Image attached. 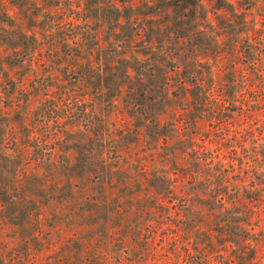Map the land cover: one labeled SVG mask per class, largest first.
<instances>
[{
  "label": "trees",
  "instance_id": "16d2710c",
  "mask_svg": "<svg viewBox=\"0 0 264 264\" xmlns=\"http://www.w3.org/2000/svg\"><path fill=\"white\" fill-rule=\"evenodd\" d=\"M199 1L203 0H158L137 6L145 22L139 33L155 51L150 57L144 53L145 58L132 65L117 59L116 65L83 76L94 94L113 107L121 98L132 127L119 131L117 140H109L105 119L93 116V109L87 112L85 106L66 116L67 123L81 125L95 139L74 143L72 164L66 157L60 161L68 178L64 194L56 191V185L43 188L40 182L26 190L31 194L28 201L16 196L11 186L0 190V214L22 236L29 235L38 199L44 197L56 203L74 202L76 208L68 216H74L87 233L76 239V257L120 247L126 226L134 223L131 232L137 235L139 221L145 220L157 225L149 230L151 236L171 241L168 251L174 256L181 251L188 257L194 251L200 256L195 263L206 264L212 255L224 252L236 258L232 263H260L264 232L253 228L264 216V69L242 37L244 14H236L237 29L226 23L223 29L225 36L232 30L237 42H243L240 53L248 57L254 78L245 88V80H238L227 67L218 83L213 82L208 64L198 61L213 53L200 45L202 41L190 45L187 29ZM204 1L217 11L230 8L227 0ZM105 89L112 94L103 95ZM173 101L180 113L166 122ZM52 119L57 123L60 117ZM203 121L209 130L198 135ZM135 145L144 154L140 166L125 156ZM52 155L38 152L33 160L48 162L51 158L45 157ZM156 161L160 170L148 172L146 167ZM190 236L202 240L203 246L188 244ZM0 264H7L1 255Z\"/></svg>",
  "mask_w": 264,
  "mask_h": 264
},
{
  "label": "rangeland",
  "instance_id": "374dc122",
  "mask_svg": "<svg viewBox=\"0 0 264 264\" xmlns=\"http://www.w3.org/2000/svg\"><path fill=\"white\" fill-rule=\"evenodd\" d=\"M146 2L158 0H0V190L11 186L16 188V196L28 201L31 194L26 190L40 182L45 184L43 188L56 185V191L64 194L62 188L68 178L60 161L66 157L72 164L76 156L74 143L88 137L95 139L90 132L85 134L81 125L67 123L66 116L79 113L85 106L87 112L93 109L96 118L105 119L109 140H117L119 131L132 127V119L127 116L121 98L113 107L105 101L106 98L94 94L83 76L90 70L102 71L110 63L116 65L117 59L132 65L134 61L144 59V53L150 57L155 49L139 33L140 24L145 22L136 9ZM227 2L230 8L226 11H217L210 1L198 2L193 8L194 20L187 26L191 34L190 45L202 41L200 45L206 46L208 53H213L198 57V61L208 64L214 83H218L224 68L231 67L238 80H245V88H250L248 84L254 75L247 66L248 57L240 53L243 42H237L232 30H227L229 35L225 36L223 24L236 30V14H244L242 37L252 46L257 65L264 69V0ZM119 15L117 22L120 25L117 26L114 20ZM125 15L130 17L129 21ZM198 32L202 34L198 35ZM227 43L231 46L230 51ZM79 74L82 78H78ZM102 94L108 96L112 92L105 89ZM170 107L166 122L176 119L180 113L175 101ZM56 115L60 119L54 123L52 118ZM198 127V135L209 130L204 121ZM140 149L135 145L134 151L126 154V158L130 157L134 164H143L144 154ZM38 152L53 155L45 157L51 158L48 162L44 159L34 161ZM127 166L129 164H125L124 169ZM146 170L159 171L158 161ZM261 171L264 173V167ZM70 181L77 184L75 179ZM43 194L48 196L49 191ZM47 199H38L41 203H38V213L32 217L29 235L22 236L0 214V255L7 264L199 262L200 256L194 251L188 257L181 251L174 256L168 251L171 241H161L157 234L151 236L149 230L153 226L157 229V225L145 220L139 221L137 235L131 232L134 223L126 226L124 243L120 247L93 250L76 257V239L87 233L76 224L74 216H68L76 208L74 202L63 204ZM246 228L253 226L246 225ZM253 230L264 232V216ZM190 238L188 244L203 246L202 240L194 241V236ZM259 256L262 257L259 264H264V247ZM231 260L236 258L222 252L212 255L206 264H236ZM201 263L205 264V261Z\"/></svg>",
  "mask_w": 264,
  "mask_h": 264
}]
</instances>
